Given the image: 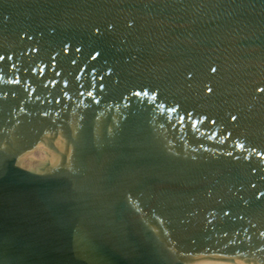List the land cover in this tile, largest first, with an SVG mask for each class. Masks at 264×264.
I'll list each match as a JSON object with an SVG mask.
<instances>
[{"label":"water","instance_id":"1","mask_svg":"<svg viewBox=\"0 0 264 264\" xmlns=\"http://www.w3.org/2000/svg\"><path fill=\"white\" fill-rule=\"evenodd\" d=\"M0 55V264H264V0H0Z\"/></svg>","mask_w":264,"mask_h":264},{"label":"snow or ice","instance_id":"2","mask_svg":"<svg viewBox=\"0 0 264 264\" xmlns=\"http://www.w3.org/2000/svg\"><path fill=\"white\" fill-rule=\"evenodd\" d=\"M11 59H12L11 57H8V60H9V61H10ZM4 60H5V56L0 55V61H4ZM4 67H5V66H0V77H2V75H3V73H4ZM13 67H15V66L13 65ZM32 71H35V69H33ZM213 71H215V69H213ZM7 82H8V83H16V84H19V83H20L19 80H9V81H7ZM25 91H27V88H25ZM66 95H67V93H65V96H66ZM80 95H83V93H80ZM136 95L139 96V95H141V93L137 92ZM147 95H148V93L145 92V93H144V96L147 97ZM88 96H92V93H91V92H88ZM56 102H57V104L60 103L59 100H57ZM158 107H164V106H163V105H158ZM167 111H168L169 113H175L177 123H182V122L184 121V119H185V116H186V117L188 118V120L190 121V123H191V125H192L193 127H195L196 124H197V121L192 119V114H191V113H187V112H186L184 116H181V115L179 114V112L177 111V109L174 108V107H169V108L167 109ZM169 119H171V117H169ZM232 119H235V117H232ZM200 123H202V120L200 121ZM197 131H199V129H197ZM210 138H211V137H209V139H210ZM237 147H240V145H237ZM260 236H261V237H264V232H260Z\"/></svg>","mask_w":264,"mask_h":264}]
</instances>
